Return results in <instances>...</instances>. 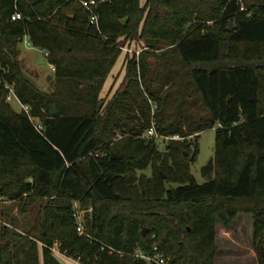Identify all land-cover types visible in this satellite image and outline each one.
<instances>
[{
  "label": "trees",
  "instance_id": "trees-1",
  "mask_svg": "<svg viewBox=\"0 0 264 264\" xmlns=\"http://www.w3.org/2000/svg\"><path fill=\"white\" fill-rule=\"evenodd\" d=\"M96 1L98 24L75 0H0V196L35 213L25 232L1 225L0 264H63L55 242L80 264H147L134 252L155 244L171 264H215L216 223L240 213L264 264V0ZM25 37L55 68L52 92L23 73ZM121 55L125 79L105 96ZM152 122L180 138L160 150ZM214 127L200 183L184 153L195 161ZM75 202L92 208L90 238Z\"/></svg>",
  "mask_w": 264,
  "mask_h": 264
},
{
  "label": "rangeland",
  "instance_id": "rangeland-1",
  "mask_svg": "<svg viewBox=\"0 0 264 264\" xmlns=\"http://www.w3.org/2000/svg\"><path fill=\"white\" fill-rule=\"evenodd\" d=\"M147 0H141L144 5ZM27 38L19 45L20 54L18 56L19 63L22 67L25 76L32 78L35 82H40L43 85V90L52 92L54 89V74L49 68L48 63L41 65L38 63V57L41 54L40 49L34 48L33 45L26 43ZM128 43V42H127ZM126 44V40L120 43V46ZM135 49H140L139 43L134 41L131 44ZM27 51H26V50ZM28 49H30V52ZM144 49V48H143ZM23 50V51H22ZM47 57V55H45ZM127 57V56H126ZM126 57L121 55L119 61L114 68H119L118 87L122 84L126 76ZM47 59V58H46ZM123 59V65L122 63ZM139 60V59H138ZM151 60V59H150ZM8 101V100H7ZM16 110L23 109V104L15 97L9 101ZM191 139H194L191 137ZM200 150L195 161L191 162V171L198 182L202 183L206 179L202 175V168L214 159V152L216 149V127L201 132L199 138ZM167 140L159 145V149L164 151ZM215 146V149H213ZM186 157H193L192 152L187 151L184 154ZM189 160V159H188ZM139 174L145 173L147 176L152 175V167L149 166L143 171H138ZM165 179V178H164ZM168 187L177 186L175 183H166ZM20 201L10 200L6 203H0V227L1 225H8L20 232H25L30 227L35 219V213L32 211L21 212ZM92 209V208H89ZM80 205L79 210H89ZM10 213V216L4 214ZM15 223H12L13 220ZM254 238V219L248 213H240L235 222L226 226L222 221L218 220L216 223V241L215 245L217 253L215 256V264H258L257 254L255 251ZM55 256L63 264H78L75 261L55 253Z\"/></svg>",
  "mask_w": 264,
  "mask_h": 264
},
{
  "label": "built area",
  "instance_id": "built-area-1",
  "mask_svg": "<svg viewBox=\"0 0 264 264\" xmlns=\"http://www.w3.org/2000/svg\"><path fill=\"white\" fill-rule=\"evenodd\" d=\"M75 1L80 2L89 11L90 22L93 24H98L99 17H98V14L96 12V7H97V1L96 0H75ZM22 18H23V15L21 12H16L12 15V20H17V19H22ZM26 43L28 45H32L30 41H26ZM121 48L124 51L130 52V53H135L136 55H139L140 51L142 50V49L134 50L127 45H123V46H121ZM46 55H47V53H46ZM8 88H9V94L7 96V100L11 101L13 99V97H15L19 101V99L15 93L14 86L10 85V86H8ZM23 108L25 110H28L27 106H23ZM37 128L41 129L42 125L37 124ZM144 136L149 138V139H155L159 143H163L164 141L169 140V139H179L180 138L179 135L165 136V135L160 134L157 131L156 125L154 122H152V124L147 128ZM8 201H9L8 198H6L4 196H0V203H6ZM79 207H80L79 202H75L74 216H75L76 222H77L78 233L81 236L86 235L90 238V235L87 232L86 223H85V221H86V218H85L86 210L81 211V210H79ZM91 210L92 209H89L90 212H91ZM104 248L105 247L103 246L102 249H104ZM51 249H52L54 254L57 253V254L63 255L65 257L75 261L78 264L81 263L78 258L77 259L73 258V257L69 256L66 252L62 251L60 249V245L58 242H55L54 245L51 247ZM116 251H117L116 249H114L113 247H110V252H116ZM118 252L120 254H123V252H121V251H118ZM134 256L139 258V259L144 260L147 264H171L170 258L166 257L164 255V253L159 250V247L156 244L152 247V250H150V251H144L140 248L136 249L134 252Z\"/></svg>",
  "mask_w": 264,
  "mask_h": 264
},
{
  "label": "crops",
  "instance_id": "crops-1",
  "mask_svg": "<svg viewBox=\"0 0 264 264\" xmlns=\"http://www.w3.org/2000/svg\"><path fill=\"white\" fill-rule=\"evenodd\" d=\"M25 38H27V40L26 41H29V38L28 37H25ZM34 48H38V47H35V46H33ZM38 49H40V51H41V54L42 55H40L39 57H38V63H40L41 65H44V64H46V63H48V65H49V68L52 70V72L53 73H50V74H54V70H55V68H54V66L52 65V64H50L48 61H47V57H45V55H46V52L43 50V49H41V48H38ZM26 50V49H25ZM29 51H30V49H28ZM23 51V50H22ZM27 51V50H26ZM30 52H32V51H30ZM41 61H43V62H41ZM119 61V60H118ZM117 61V62H118ZM122 65H123V59H122V63H121ZM29 80H31L33 83L35 82L32 78H30V77H28V76H26ZM119 81V68H113V70H112V72H111V74L109 75V77L107 78V80H106V83H105V86H104V89H103V95H105V96H109V97H111L112 96V94L114 93V91L117 89V87H118V85H117V82ZM35 84V83H34ZM36 84H37V86L39 87V88H41V89H43V85L40 83V82H36Z\"/></svg>",
  "mask_w": 264,
  "mask_h": 264
},
{
  "label": "water",
  "instance_id": "water-1",
  "mask_svg": "<svg viewBox=\"0 0 264 264\" xmlns=\"http://www.w3.org/2000/svg\"><path fill=\"white\" fill-rule=\"evenodd\" d=\"M233 28H234L233 24L230 23L229 30L232 31ZM41 62H43V61H41ZM213 149H215V146H214ZM186 153H187V151H185L184 154H186ZM189 161H193V157H189ZM85 218H86V220H87L88 222L90 221V211H89V210H87V211L85 212ZM146 232H147V228H145V229L143 230V234H145Z\"/></svg>",
  "mask_w": 264,
  "mask_h": 264
}]
</instances>
